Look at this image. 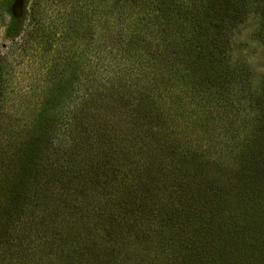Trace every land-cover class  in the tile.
I'll use <instances>...</instances> for the list:
<instances>
[{
    "label": "trees",
    "instance_id": "trees-1",
    "mask_svg": "<svg viewBox=\"0 0 264 264\" xmlns=\"http://www.w3.org/2000/svg\"><path fill=\"white\" fill-rule=\"evenodd\" d=\"M258 1L248 3L256 8L253 15L260 18L254 35L264 46V1ZM84 5L85 9L82 7L78 14H89L90 23L84 25L78 21L76 12L65 17L64 32L72 38L82 33L85 37L82 48L73 49L66 59L61 56L49 60L52 64L45 66L48 71L45 75L55 79V84L53 92L39 100L42 102L30 103L33 91L38 89L33 85L30 96L21 94L22 98L10 103L14 100L12 74L8 70L11 60L6 55L0 57V119L17 122L9 129L0 128L11 136L2 145L6 147L12 139L18 140L14 144L18 149L9 148L0 155V176H5L9 186L5 193L0 192V262L7 259L11 264L31 261L43 264L56 257L57 250H65L68 243L61 221L66 214L70 217L76 213L78 204H87L96 224L100 220L101 226H93V235L101 238L131 220V214L134 218L127 197L131 192L134 196L138 193L136 184L145 174L137 166L138 160L142 163V157L146 158L145 166L155 161L159 169L155 177H143L150 180L147 181L150 189L156 182H163L168 176L172 178L169 190L174 196L170 203L160 205V213L164 211L169 220L170 215L193 221L189 212L193 206L201 217L197 228L205 231L211 241L217 240L213 224L222 222L224 213L216 211L224 202L243 198L252 211L256 197L260 196L259 185L264 175L257 174L264 173V135L260 133L262 129L252 125L253 119L238 126L245 132L241 136L230 129L232 123L224 126L227 138H223L222 152L229 155L234 165L230 179L241 185L227 191L195 181L204 173L203 165L199 162L190 172L184 169L181 158H187L190 151L179 138L166 139L162 126L154 124L155 114L166 108L167 98L176 108L180 107L179 87L184 79L188 80L189 98L195 102V96L200 94L203 99L194 104L190 116L210 115L212 104L227 115L231 113L233 101L222 93V87L230 86L231 81L239 86L235 100L243 103L249 117L247 111L253 105L248 90L249 71L234 70L231 78L233 64L228 52L232 31L244 24L248 16L244 13L247 2L84 0ZM5 10L9 20L8 38L23 31L28 14L30 26L35 30L34 38L39 41L49 34L45 31L44 13L36 12L35 8L28 12L26 1L5 0ZM92 16L98 17V23H94ZM45 41L44 52H47L50 38ZM28 43H33L35 48L28 38L21 39V45ZM14 45L18 46V42ZM48 78L44 79L42 93L50 84ZM256 121L264 122V119L256 117ZM154 154L162 158L154 159ZM198 155L189 154L188 158L194 156L198 160ZM253 166L260 169L249 171ZM119 189L128 190L120 200ZM206 192L217 195L216 206L213 203L208 208L211 202L198 199L199 194ZM197 240L203 245V237ZM47 241L50 245L44 247ZM37 243L39 252L30 250ZM216 249L209 247L208 251L211 254L214 250L215 254Z\"/></svg>",
    "mask_w": 264,
    "mask_h": 264
},
{
    "label": "rangeland",
    "instance_id": "rangeland-1",
    "mask_svg": "<svg viewBox=\"0 0 264 264\" xmlns=\"http://www.w3.org/2000/svg\"><path fill=\"white\" fill-rule=\"evenodd\" d=\"M24 1H26L28 12L31 8H35L36 12L42 15L44 13V26L47 29L45 31H48L49 34H44L45 39L42 38L39 41L34 38L32 34L35 33V30L30 26L32 21L28 14L23 31L16 37L8 38L6 30L9 20L5 10V0H0V57L6 55V58L11 60V68L8 70L12 74L11 88H14V93L11 94V97L14 100L10 103L14 102L17 97L22 98L21 94L26 93L30 96L32 94L30 86L33 85L38 88L39 94L37 90L33 91L34 97L32 96L30 103L34 101L39 103L42 102L39 100L48 97L50 95L48 93H52L54 90L55 79L48 78L45 75L48 74L45 66L52 64L49 60H57L61 56L66 59L73 49L80 50L82 48V42L85 38L82 37V33L77 34L76 37L74 36L75 38L64 33L67 26L65 17L76 15V12L77 14L80 13L85 9V5L84 0ZM213 1L218 2L220 0ZM245 1L248 6H246L244 13L248 16L244 24L232 31L234 33L231 42L228 43L230 45L228 46V52L231 57V65L233 64L231 66V78L235 74L234 70L246 68L249 71L250 86L248 90H250L251 104L253 103L247 111L249 117H246L243 103L239 104L235 100L239 86L232 85L231 81L230 86L226 84L222 87V93L228 96L226 98L233 101L229 108L231 113L229 112L227 115L212 104L210 115L204 116L201 113L202 115L190 116L189 111L194 108V104L202 102L203 99L200 98V94L195 96V102L189 98L186 84L188 80L184 79L180 84L181 91L178 94L180 107L176 108L167 98L165 100L166 108L161 112H156V120L154 121V124L162 126V132H164L166 139L173 137L172 140H177L179 138L182 141L181 144L190 151L189 154H199L200 159L198 160L194 156L188 158L189 154L187 158H181L184 169L189 172L199 162L205 168L204 173L199 174L195 181L202 183L200 185L213 184L218 188L222 187L223 191L230 190L231 187H241L240 182L230 179V172L234 165L229 160V155L222 152L225 150V146L222 144L223 138H227L224 126L226 127L229 123H232L233 128L230 129L241 136L245 132L242 131L243 129H238V126L244 123L245 120L253 119L252 125L256 129H262L260 133L264 135V122L256 121V117L264 119V46L256 40L254 35L260 24L259 16L253 15L256 8L249 6L248 1L250 0ZM86 7L90 10V6ZM82 14H78V21H81L84 25L90 23L91 16L89 14L82 16ZM92 19H94V23H98V17L92 16ZM25 38L34 42L35 48H33V43L21 45V39ZM47 38H50L51 47L45 49L48 51L44 52V43ZM17 42L18 46L14 45ZM234 60H236V63ZM45 78L50 79V84L44 91L45 93H42L40 91ZM226 80H230V78ZM198 113L200 112L198 111ZM16 124L17 122L12 119H5L4 117L0 119V128L4 130ZM4 130V133L0 131V155L4 154L5 151L8 152L9 148L18 149L14 145L18 142L17 139H12L6 147L2 145V143H5L4 140L9 141L11 139V136L7 133L8 131L5 132ZM152 157L154 159L162 158L159 154H154ZM132 159L133 157H131ZM145 161V157H142V163L138 160L140 164L137 166L141 167L139 172L145 173L141 175L140 182L136 184V193H138L134 196L131 192L130 196L127 197L129 198L127 206L129 211L134 214V218L131 214V220H127V222L121 224L119 229L107 233L105 238H101L100 235H93V226H101L100 220L96 224V217L93 213L89 214L87 204H78L76 213L74 212L70 217L66 214L61 221L62 227H60L62 230H66L68 238L65 250H57L56 257L44 261L43 264H264V179L259 185L261 187L259 189L260 196L259 198L256 197L255 208L252 211L248 210L247 202L243 198L227 200L217 209L216 213H224V216L222 222L219 220L213 224V234L217 240L211 241L205 231H200L197 228L201 217H199V213L193 206L189 211L194 217L193 221L182 217L171 218L170 215L169 220L164 215V211L163 214L160 213L162 208L160 205L165 204L166 201L170 203L174 196L169 190L172 178L168 176L163 182H156L150 189L147 182L150 180H144V178L146 175V178L155 177L159 169L155 161L153 164L146 166ZM258 169H260V166H253L249 171H257ZM257 175L261 176L264 173L260 172ZM4 177L0 176L1 193H5L9 188ZM200 185H197L199 189ZM194 190L197 191L195 188ZM141 191L146 194L141 193ZM119 192L120 200L128 190L119 189ZM195 192L194 196H196ZM197 197L199 200L206 199L207 203L211 202L208 203V208L218 200L216 194L212 195L208 192L199 194ZM226 197V195H222V198ZM87 200L90 199L87 198ZM96 203H100V201L97 200ZM217 204L218 202L214 203V206ZM166 215L168 214L166 213ZM104 219L106 220L108 217L103 218V223L105 222ZM202 237L203 245L197 240ZM93 238L94 241H89ZM208 240L211 242L210 244H208ZM105 242L106 247H104ZM48 245H50V242L44 243V247ZM37 246L38 243L30 250L39 252L40 248ZM209 247H217L215 254V249L211 250L212 255L210 254ZM75 253L80 255L77 256ZM0 264L11 263L5 259ZM28 264L39 263L31 261Z\"/></svg>",
    "mask_w": 264,
    "mask_h": 264
}]
</instances>
